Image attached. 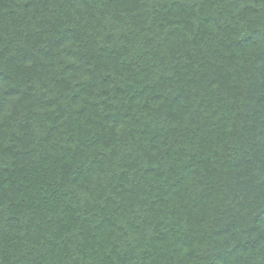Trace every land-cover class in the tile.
<instances>
[{
  "label": "trees",
  "instance_id": "16d2710c",
  "mask_svg": "<svg viewBox=\"0 0 264 264\" xmlns=\"http://www.w3.org/2000/svg\"><path fill=\"white\" fill-rule=\"evenodd\" d=\"M0 264H264V0H0Z\"/></svg>",
  "mask_w": 264,
  "mask_h": 264
}]
</instances>
